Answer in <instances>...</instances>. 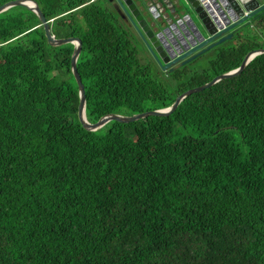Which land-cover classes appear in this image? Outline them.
Returning a JSON list of instances; mask_svg holds the SVG:
<instances>
[{"label": "trees", "instance_id": "obj_1", "mask_svg": "<svg viewBox=\"0 0 264 264\" xmlns=\"http://www.w3.org/2000/svg\"><path fill=\"white\" fill-rule=\"evenodd\" d=\"M34 1L51 34L81 42L90 123L165 108L264 48L263 9L206 68L152 73L104 0ZM38 24L0 12V264H264V53L167 116L88 131L72 45Z\"/></svg>", "mask_w": 264, "mask_h": 264}, {"label": "water", "instance_id": "obj_2", "mask_svg": "<svg viewBox=\"0 0 264 264\" xmlns=\"http://www.w3.org/2000/svg\"><path fill=\"white\" fill-rule=\"evenodd\" d=\"M107 1L112 2L116 15L134 29L154 61L166 71H172L221 42L231 39L236 31L242 29L255 14L264 9V0H160V5L146 3L144 0ZM13 6L24 7L35 15L48 45H72L69 70L77 87L75 114L81 127L88 131H94L111 120L127 123L146 116H167L189 94L237 75L254 55L264 53V48L247 51L236 68L182 91L165 108L130 115L108 113L90 123L84 116V88L76 70V58L81 49L79 38L55 37L51 34L49 21L34 0L4 1L0 3V12Z\"/></svg>", "mask_w": 264, "mask_h": 264}, {"label": "rangeland", "instance_id": "obj_3", "mask_svg": "<svg viewBox=\"0 0 264 264\" xmlns=\"http://www.w3.org/2000/svg\"><path fill=\"white\" fill-rule=\"evenodd\" d=\"M108 4L105 0L103 1ZM132 33V42L134 43L137 49V58L142 64H146L150 67L151 72L155 73L157 71L167 72L166 70H162L161 67L154 61L153 57L151 56L149 50L146 48L143 41L140 37L136 34L134 29L130 30ZM213 57V50L209 49L203 54L199 55L198 57L194 58L193 64L197 68H206L208 65V61Z\"/></svg>", "mask_w": 264, "mask_h": 264}, {"label": "flooded vegetation", "instance_id": "obj_4", "mask_svg": "<svg viewBox=\"0 0 264 264\" xmlns=\"http://www.w3.org/2000/svg\"><path fill=\"white\" fill-rule=\"evenodd\" d=\"M105 1L110 5V7L112 8V10L114 11V9H113V7H112V5H111L112 2H109V1H107V0H105ZM114 12H115V11H114ZM115 14H116V12H115ZM119 19H120V18H119ZM120 20H121V19H120ZM121 22H122V23L124 24V26L127 27L129 30H131V29L133 30V28H132L130 25L124 23L123 20H121Z\"/></svg>", "mask_w": 264, "mask_h": 264}, {"label": "crops", "instance_id": "obj_5", "mask_svg": "<svg viewBox=\"0 0 264 264\" xmlns=\"http://www.w3.org/2000/svg\"><path fill=\"white\" fill-rule=\"evenodd\" d=\"M144 1H145L146 3H150V2L153 3V2H154V3H156L157 5H160V3H161L160 0H144Z\"/></svg>", "mask_w": 264, "mask_h": 264}]
</instances>
